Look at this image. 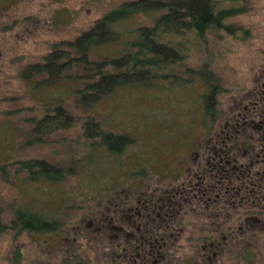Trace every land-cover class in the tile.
I'll return each instance as SVG.
<instances>
[{"label": "rangeland", "instance_id": "374dc122", "mask_svg": "<svg viewBox=\"0 0 264 264\" xmlns=\"http://www.w3.org/2000/svg\"><path fill=\"white\" fill-rule=\"evenodd\" d=\"M129 1L0 0V166H7L11 181L0 175L2 221L10 225L13 206L20 204L64 223L53 234L1 233L0 264H184L191 258L201 264L205 258L245 264L239 254L247 247L257 252L256 264H264L263 226L252 228L259 233L248 240L225 231L218 239L223 238L221 254L206 257L200 240L216 234L210 213L201 202L178 204L203 154L200 148L192 151L194 146L212 142L228 118L243 113L264 90V0L234 3L240 12L226 24L237 28V35L218 31L184 51L186 68L199 71L209 63L225 90L218 98L223 118L205 130L201 78L182 87L160 80L157 90L117 88L91 109L78 103L74 80L38 86L40 78H23V71L55 45L73 41ZM155 17L136 15L115 30L134 40L136 29L151 26ZM122 44L102 45L92 59L117 56ZM60 105L71 124L48 129L43 122ZM92 121L101 127L97 138L87 136ZM107 133L129 140L121 156L101 145ZM186 148L191 157L184 169ZM35 160L68 173L60 183L29 182L18 163ZM171 205L173 214L163 217ZM238 221L233 217L228 223Z\"/></svg>", "mask_w": 264, "mask_h": 264}, {"label": "trees", "instance_id": "16d2710c", "mask_svg": "<svg viewBox=\"0 0 264 264\" xmlns=\"http://www.w3.org/2000/svg\"><path fill=\"white\" fill-rule=\"evenodd\" d=\"M236 1L132 0L125 2L106 13L93 27L73 41L55 45L41 62L29 65L23 71V78L26 80L40 78L38 86L74 80L79 85L74 95L78 98V103L86 109H91L101 98L113 93L117 88L141 86L157 90L159 87L157 81L160 80L170 81L174 87H182L191 83L193 79L201 78L206 85V91L202 97L205 111L203 128L205 130L223 118L218 98L225 90L221 79L212 73L209 63L206 62L199 71L186 68V65L182 64L186 58L185 49L190 50L192 44L196 45L197 39L203 41L208 35L218 31H225L231 36L237 35L239 30L233 25L226 24L228 19L240 12V9L234 5ZM226 3H231L232 6H224ZM151 13L156 14L153 24L136 29L134 40L124 39L122 33L115 30V25L118 23L136 15ZM183 39L187 40L188 46L185 47ZM122 41L123 44L117 56L92 59L98 47ZM53 113L43 122L48 129L64 128L69 123L71 124L68 112H65L61 105L57 106ZM94 122L88 123L86 129L88 138H97L101 132V127ZM127 140V137L107 133L101 136V145L113 155L121 156L123 147L128 144ZM18 165L20 172L28 173L29 182L44 180L60 183L65 177L64 172L68 173L67 168H58L46 161L35 160L21 162ZM6 168V165L0 166V175L3 176L4 181L10 183ZM217 214L219 215L215 217L216 223L212 225L216 227V234L200 240V243L206 247L203 251L206 257L221 254L220 246L223 244V238L220 241L218 239L220 235H224L225 231L230 232L237 239L254 238L257 233L248 226L258 224L256 220L264 216L262 212L251 211V213L244 214L243 211L234 209L233 211H219ZM233 217L240 218L241 221L234 224L228 223ZM2 220L3 210L0 204V234L9 229L20 234H53L64 226V223L57 218L20 204L13 206V221L10 225L4 224ZM15 254L16 263H20L21 253L16 251ZM239 257L246 262L245 264H256L258 254L253 248L247 247L239 254ZM204 260L206 264H219L218 258H205ZM184 264L201 263L191 258Z\"/></svg>", "mask_w": 264, "mask_h": 264}, {"label": "flooded vegetation", "instance_id": "af4514ba", "mask_svg": "<svg viewBox=\"0 0 264 264\" xmlns=\"http://www.w3.org/2000/svg\"><path fill=\"white\" fill-rule=\"evenodd\" d=\"M243 111L229 117L224 131L212 142L201 140L194 146L192 151L200 148L203 154L197 157L199 164L193 182L182 191L178 201V204L204 203L212 225H215L219 211L234 209L244 214L251 211L264 213V90ZM184 153L181 154L186 157V162L181 166L186 169L191 155L187 148ZM173 210L162 216H171ZM256 223L248 228L264 227V216ZM141 240L138 242L143 246Z\"/></svg>", "mask_w": 264, "mask_h": 264}]
</instances>
